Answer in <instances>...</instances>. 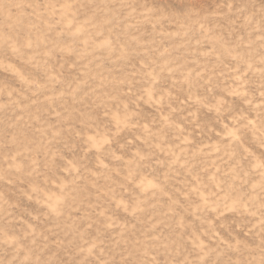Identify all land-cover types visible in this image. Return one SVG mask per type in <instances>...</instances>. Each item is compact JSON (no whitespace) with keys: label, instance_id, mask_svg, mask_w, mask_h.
I'll list each match as a JSON object with an SVG mask.
<instances>
[{"label":"rangeland","instance_id":"obj_1","mask_svg":"<svg viewBox=\"0 0 264 264\" xmlns=\"http://www.w3.org/2000/svg\"><path fill=\"white\" fill-rule=\"evenodd\" d=\"M0 264H264V0H0Z\"/></svg>","mask_w":264,"mask_h":264}]
</instances>
